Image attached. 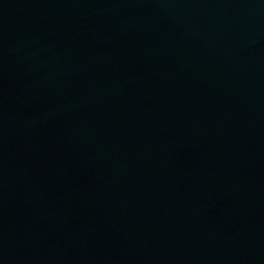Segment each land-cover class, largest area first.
Returning a JSON list of instances; mask_svg holds the SVG:
<instances>
[{
    "label": "water",
    "instance_id": "water-1",
    "mask_svg": "<svg viewBox=\"0 0 264 264\" xmlns=\"http://www.w3.org/2000/svg\"><path fill=\"white\" fill-rule=\"evenodd\" d=\"M0 264H264V0H0Z\"/></svg>",
    "mask_w": 264,
    "mask_h": 264
}]
</instances>
